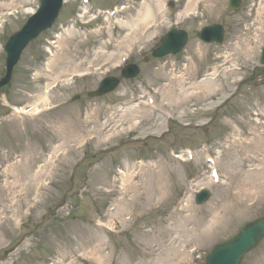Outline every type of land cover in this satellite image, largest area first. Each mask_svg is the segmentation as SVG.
Wrapping results in <instances>:
<instances>
[{
  "label": "rangeland",
  "instance_id": "obj_1",
  "mask_svg": "<svg viewBox=\"0 0 264 264\" xmlns=\"http://www.w3.org/2000/svg\"><path fill=\"white\" fill-rule=\"evenodd\" d=\"M80 1L66 2L63 18L31 43L0 92V264H203L215 244L264 213L263 189L251 188L256 198H233V167H256L249 158L256 150L226 146L236 133L250 140L264 131L257 117L264 115V0H242L235 13L229 0H176L164 16L161 1L149 0L160 7L157 17L128 48L129 41L120 47L124 25L144 0L123 2L126 12L115 8L118 0H94L110 19L84 12ZM35 5L0 0V39L18 31ZM213 23L226 28L223 46L197 38ZM174 27L189 32L188 47L154 59L157 38ZM127 58L140 78L91 97L104 76L120 75ZM5 60L0 46V77ZM169 89L179 91L184 107L171 105ZM13 108L29 113L4 121ZM209 139L217 143L204 144ZM182 146H207L214 164L176 157L172 151ZM202 188L212 198L199 206ZM193 219L201 222L196 235ZM243 264H264V243Z\"/></svg>",
  "mask_w": 264,
  "mask_h": 264
},
{
  "label": "water",
  "instance_id": "obj_2",
  "mask_svg": "<svg viewBox=\"0 0 264 264\" xmlns=\"http://www.w3.org/2000/svg\"><path fill=\"white\" fill-rule=\"evenodd\" d=\"M62 0H44L42 10L34 15L23 29L15 33L6 46L8 73L0 82V86L7 84L12 76L13 67L19 60L22 51L28 43L37 37L43 30L49 28L55 21L61 8ZM240 0H231L233 9L239 5ZM58 4V5H56ZM200 37L205 41L223 40V29L221 26L209 27L200 33ZM187 43V35L184 31H171L163 39L162 46L154 53L157 57H162L169 53H177ZM263 62V57H262ZM136 66H128L123 71L124 77H135L138 74ZM263 72V71H262ZM119 84V79H105L98 95H103L114 90ZM210 196V192L203 190L197 196L198 204L205 202ZM264 239V217L250 224L245 225L237 236L217 245L207 257L206 264H240L245 254L256 248Z\"/></svg>",
  "mask_w": 264,
  "mask_h": 264
},
{
  "label": "bare ground",
  "instance_id": "obj_3",
  "mask_svg": "<svg viewBox=\"0 0 264 264\" xmlns=\"http://www.w3.org/2000/svg\"><path fill=\"white\" fill-rule=\"evenodd\" d=\"M158 10H160L159 6L157 7L153 3H151V1L146 0L144 2V4L142 5L141 9L136 13V16H138V19L131 20L129 18L132 23H130V21L128 20L129 22H127V24L124 25L125 28L127 29L128 33H126V35H125L126 37H124V40L122 41L120 47L125 46L124 42L129 41L130 37L133 36V38H135V35L138 34L139 30L145 29L147 26L151 25L152 24L151 21L153 20V18L155 16H157ZM129 43L132 44L133 42L129 41ZM127 45L125 48L130 46V45H128V46ZM97 57H98V55H97ZM109 59H110V57L107 58V61H109ZM109 62L111 63L112 61H109ZM93 64H95V62H93ZM97 69H99V68H97ZM191 88H193V87H191ZM169 92H170V94H168L167 97H168V99H172V102H171L172 106L174 104H177L179 107L181 105L183 107L185 106L184 97L181 96L179 91H177L176 89L175 90L169 89ZM38 102L39 101H37L36 103H38ZM263 135H264V131H263V133L260 132V134H258L256 137H254L253 139H250V140H246L244 138H241L242 135L240 133H238L236 135V139H235V142L233 143V146L236 145L239 147H243V149L246 150L247 153L251 152V149L256 150L255 152L252 153L253 156H249V158L252 161L258 160L259 163L256 167H253L249 170H246L247 168H245V165L239 164L236 162L235 166L233 167L235 170V178H236V181L234 183V185H235L234 189H237L238 191L236 193H233V196H234L233 198H237V197L241 198L242 197L243 199H246L247 197L248 198L252 197L253 191H251V188L264 190ZM252 146H254V148ZM258 155H261V156H258ZM234 157L236 160L240 159V156H238L236 154H234ZM246 160H248V159H246ZM149 171H151V170H149ZM256 193H254L255 195H253L254 198H256V195H257ZM258 197H260V194L258 195ZM120 202H121V200H120ZM118 205H119V202H118ZM117 208L118 209H116V213L121 214L120 206H117ZM179 214H181L180 211L177 212V216L181 217V215H179ZM171 220H172V223L170 225V231L173 233L175 230L174 225L177 224V221L175 219V216H172ZM193 220H194L193 222L197 225V228H196V226H194V228L192 230H190V232L192 234L196 235L198 233V230L200 229V225H198L197 223H201V222L199 221V219H193ZM187 222L184 221L183 225H185ZM177 241H178L177 238H173L172 243H177ZM172 255H174V256L179 255L177 247H175V249H173ZM164 264H166V263H164ZM173 264H175V263H173Z\"/></svg>",
  "mask_w": 264,
  "mask_h": 264
}]
</instances>
